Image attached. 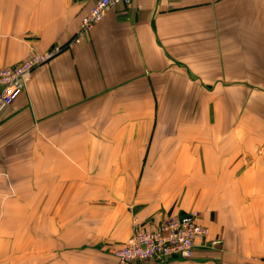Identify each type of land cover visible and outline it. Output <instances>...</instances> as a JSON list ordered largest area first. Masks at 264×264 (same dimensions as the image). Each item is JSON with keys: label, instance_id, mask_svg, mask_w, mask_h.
I'll return each instance as SVG.
<instances>
[{"label": "crops", "instance_id": "1", "mask_svg": "<svg viewBox=\"0 0 264 264\" xmlns=\"http://www.w3.org/2000/svg\"><path fill=\"white\" fill-rule=\"evenodd\" d=\"M96 1L0 0V67L66 43ZM138 62L186 99L108 100ZM191 210V258L128 264H262L264 0L114 5L0 111V264H119L136 229Z\"/></svg>", "mask_w": 264, "mask_h": 264}, {"label": "built area", "instance_id": "2", "mask_svg": "<svg viewBox=\"0 0 264 264\" xmlns=\"http://www.w3.org/2000/svg\"><path fill=\"white\" fill-rule=\"evenodd\" d=\"M132 1L97 0L83 16L78 34L82 35L91 28L110 7L118 4L130 5ZM59 50V46H54L42 53H32L12 66L0 67V111L17 99L34 69ZM199 219L200 214L197 211L164 216L151 228L136 229L122 247L113 249V254L122 264L152 259L165 261L173 255L189 258L193 254L195 241L207 234V228Z\"/></svg>", "mask_w": 264, "mask_h": 264}, {"label": "rangeland", "instance_id": "3", "mask_svg": "<svg viewBox=\"0 0 264 264\" xmlns=\"http://www.w3.org/2000/svg\"><path fill=\"white\" fill-rule=\"evenodd\" d=\"M82 18L80 20L79 27L72 34L70 39L67 40V42L64 43L63 45H55V46H59L60 50L58 52L54 53L53 55H51L49 58H47L43 62H41L40 65L45 63L46 61L50 60L53 56L57 55L58 53H61L64 49H67L73 45L80 44L83 41V39L86 37V34L90 31V29L102 19L101 18L99 21L94 23L92 25V27L89 28L88 30H86L85 32H83L82 35H79L78 32L81 28ZM166 49H167V52L165 54L167 56L170 55V56L175 57L174 56L175 55L174 47H166ZM32 53H35V52H32ZM137 64H139V65L136 66ZM136 65H135V67L137 70L145 71V75H146L145 78H142V77L138 78L137 77L135 80H133L132 78L128 79V78L121 77V78H118L116 80L115 76L117 75V73L115 71H113L112 72L113 73V77H112L113 93L110 95L108 100H111L114 102L116 100L117 102H120V104L129 105V107H131V105H134V104L138 105L139 103H151L154 106L158 107V104L162 103V102L175 103L177 101H183L186 99V95H182L181 93H178L179 87L181 85V80H177L176 75L171 76L170 78H159V77H157L158 75L156 76L157 71L154 74H151V72L149 70H147L148 67L145 66V63L143 65L142 63L140 64V62H138V63H136ZM171 66L172 65L169 64V69L174 71L175 68L171 67ZM130 69H132V68H130ZM179 79H181V78L179 77ZM189 80H191V79L189 78ZM187 96L190 99L189 94ZM198 96H199V94L196 95V97H198ZM143 112L148 113V111H142V113ZM151 112H152L153 118L159 117L160 115L163 116V114H164V117H176V115L178 113L176 110H155V109H153ZM42 136H43V141H40L41 149L47 150L48 149L47 138L45 135H42ZM104 144H105L104 155L106 157V144L107 143H104ZM126 160L128 161L131 159L126 157ZM192 211H197V210H191L189 212H192ZM189 212H187V213H189ZM197 212L200 214L199 211H197ZM200 217H201V214H200ZM207 235H208V229H207L206 236ZM123 245L114 247L113 249L120 248ZM208 245H210L212 247H217L218 245H220V241L212 240L211 242H209ZM113 249H112V255L116 258V260L119 262V264H122L120 262V260L113 254ZM193 253H194V251H193ZM192 256H193V254H192ZM191 257H189V258H191ZM186 259H188V258H186ZM154 260H156V259H154ZM261 262H262V264H264V257L261 258ZM126 264H128V263H126Z\"/></svg>", "mask_w": 264, "mask_h": 264}]
</instances>
